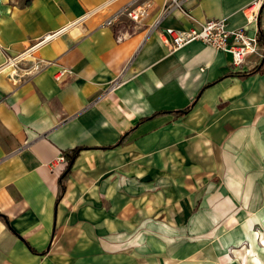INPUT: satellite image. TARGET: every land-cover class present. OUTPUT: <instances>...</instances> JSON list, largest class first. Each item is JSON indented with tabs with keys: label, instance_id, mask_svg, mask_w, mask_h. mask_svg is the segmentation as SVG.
<instances>
[{
	"label": "crops",
	"instance_id": "1",
	"mask_svg": "<svg viewBox=\"0 0 264 264\" xmlns=\"http://www.w3.org/2000/svg\"><path fill=\"white\" fill-rule=\"evenodd\" d=\"M163 1L0 0V264H176L170 238L264 197V62L244 74L262 56L234 68L200 41L172 51L164 33L225 19L257 34L264 0L252 23L255 0L162 16ZM129 3L147 7L139 22ZM232 226L210 230L222 251Z\"/></svg>",
	"mask_w": 264,
	"mask_h": 264
},
{
	"label": "rangeland",
	"instance_id": "2",
	"mask_svg": "<svg viewBox=\"0 0 264 264\" xmlns=\"http://www.w3.org/2000/svg\"><path fill=\"white\" fill-rule=\"evenodd\" d=\"M256 204L253 202L236 205L235 212L238 215L231 221L232 223L219 221L207 230L202 229V232L200 228L189 229L188 226L185 233L181 231V235H178L180 241L176 240L178 236L170 238L172 244L181 246L178 248L179 251H176L178 257L180 256L176 264H262L264 262V197ZM231 226L239 238L235 241V247L229 246L222 251L223 247L219 241L225 238L220 236L224 232L219 233V237L215 234L212 237L210 230L219 227L221 231ZM216 246L218 254L216 250L213 252L211 249L212 247L216 249Z\"/></svg>",
	"mask_w": 264,
	"mask_h": 264
},
{
	"label": "built area",
	"instance_id": "3",
	"mask_svg": "<svg viewBox=\"0 0 264 264\" xmlns=\"http://www.w3.org/2000/svg\"><path fill=\"white\" fill-rule=\"evenodd\" d=\"M182 2L183 0H164L161 15L165 16L173 9L183 11ZM261 3V0H255L245 7L246 19L249 23L255 22L257 19ZM146 8L142 6L133 7V3H129L125 6L123 12L131 20L139 22L146 15ZM186 15L190 16L188 13ZM116 18L117 16H112V18L106 20L104 25H113ZM159 21L155 22L154 27L159 24ZM164 33L170 40L172 51L181 49L192 42L200 41L216 50L229 54L231 56V65L234 68L242 67L249 56H262L261 58H263L264 48L262 47V49L260 46L258 35H249L245 27L229 29L225 19L207 20L184 30L167 28ZM36 69H38V65ZM65 74H67V70H61L54 77L56 80H60ZM58 161L66 162L63 155L58 158Z\"/></svg>",
	"mask_w": 264,
	"mask_h": 264
},
{
	"label": "trees",
	"instance_id": "4",
	"mask_svg": "<svg viewBox=\"0 0 264 264\" xmlns=\"http://www.w3.org/2000/svg\"><path fill=\"white\" fill-rule=\"evenodd\" d=\"M257 35H258V40H259V43L263 46L264 48V31L261 29L260 25L258 24V31H257ZM263 62H264V52H263V58H262V61H261V64L254 67L252 70H250L249 72H246L244 73L245 75H251V74H254L258 71L261 70L262 66H263ZM82 150V148L80 147H77V148H74L71 150L70 154H66V156L68 157V162H67V165H66V168L64 170V172L62 173L61 177H60V180L62 181L63 178L68 174V172L70 171V168L73 164V161L75 160V158L77 157V155L79 154V152ZM62 191H64V185H62ZM0 220L2 222H4L5 224L8 225V220L5 216L1 215L0 214Z\"/></svg>",
	"mask_w": 264,
	"mask_h": 264
}]
</instances>
